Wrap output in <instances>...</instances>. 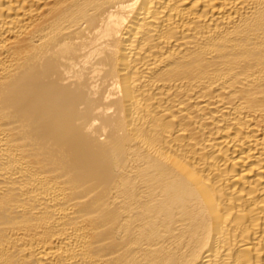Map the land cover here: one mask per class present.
Masks as SVG:
<instances>
[{"label": "bare ground", "instance_id": "obj_1", "mask_svg": "<svg viewBox=\"0 0 264 264\" xmlns=\"http://www.w3.org/2000/svg\"><path fill=\"white\" fill-rule=\"evenodd\" d=\"M0 264H264V0H0Z\"/></svg>", "mask_w": 264, "mask_h": 264}]
</instances>
